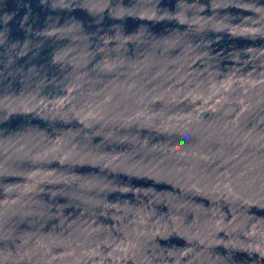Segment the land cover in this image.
<instances>
[{
	"label": "water",
	"instance_id": "obj_1",
	"mask_svg": "<svg viewBox=\"0 0 264 264\" xmlns=\"http://www.w3.org/2000/svg\"><path fill=\"white\" fill-rule=\"evenodd\" d=\"M0 264H264V0H0Z\"/></svg>",
	"mask_w": 264,
	"mask_h": 264
}]
</instances>
